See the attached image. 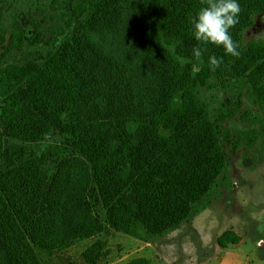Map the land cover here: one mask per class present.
<instances>
[{
    "label": "trees",
    "instance_id": "trees-1",
    "mask_svg": "<svg viewBox=\"0 0 264 264\" xmlns=\"http://www.w3.org/2000/svg\"><path fill=\"white\" fill-rule=\"evenodd\" d=\"M237 2L229 33L239 57L194 38L201 0H0V264H43L36 247L100 231L95 214L116 231L137 219L152 234L190 217L227 165L225 148L251 145L248 127L227 125L247 122L241 93L211 115L200 91L244 78L264 121V34L243 42L264 0ZM213 55L223 59L214 72ZM51 136L79 158L49 174L36 149ZM217 240L239 238L228 229Z\"/></svg>",
    "mask_w": 264,
    "mask_h": 264
},
{
    "label": "rangeland",
    "instance_id": "rangeland-1",
    "mask_svg": "<svg viewBox=\"0 0 264 264\" xmlns=\"http://www.w3.org/2000/svg\"><path fill=\"white\" fill-rule=\"evenodd\" d=\"M66 7L49 4L59 12ZM26 36L35 26L23 21ZM264 34V12L255 15L254 23L243 32V42ZM103 41V37L100 39ZM8 42V41H7ZM6 42V43H7ZM110 45L111 41H107ZM42 47V44L40 45ZM0 46V48H2ZM8 60L0 62V67ZM199 63L200 61H195ZM238 92L248 110L247 122L234 118L227 122L229 129L248 127L251 145L239 146L236 151L228 147V163L211 189L197 201L190 217L178 226L160 234L146 231L137 219L126 231H116L104 213L98 217L103 225L89 236H78L61 247H36L43 264H125L134 257H146L151 264H264V121L262 113L244 78L229 81L210 89H202L200 96L206 101L211 115L222 105L232 103ZM1 101V100H0ZM179 105V100L175 101ZM46 153L48 171L52 174L57 164L79 158L57 136L37 146ZM74 167L75 163L72 162ZM86 206L90 203L87 198ZM231 229L239 238L235 244L222 247L218 237ZM100 241L96 257L85 258L86 249Z\"/></svg>",
    "mask_w": 264,
    "mask_h": 264
},
{
    "label": "clouds",
    "instance_id": "clouds-1",
    "mask_svg": "<svg viewBox=\"0 0 264 264\" xmlns=\"http://www.w3.org/2000/svg\"><path fill=\"white\" fill-rule=\"evenodd\" d=\"M206 6L201 7L191 20L194 38L203 44L212 43L223 46L225 54L239 57L240 52L229 33V29L237 23L240 5L237 0H201ZM204 49L193 47L192 54L195 61L202 62ZM193 63L191 60L182 59L181 64ZM208 63L211 71H215L222 63V58L210 56ZM200 70L199 63H193V74Z\"/></svg>",
    "mask_w": 264,
    "mask_h": 264
},
{
    "label": "crops",
    "instance_id": "crops-1",
    "mask_svg": "<svg viewBox=\"0 0 264 264\" xmlns=\"http://www.w3.org/2000/svg\"><path fill=\"white\" fill-rule=\"evenodd\" d=\"M230 244H233V243H230Z\"/></svg>",
    "mask_w": 264,
    "mask_h": 264
}]
</instances>
